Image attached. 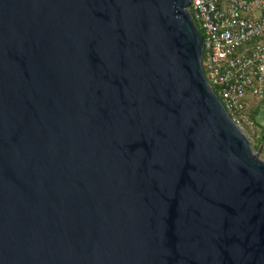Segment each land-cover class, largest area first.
Here are the masks:
<instances>
[{"label": "water", "instance_id": "1", "mask_svg": "<svg viewBox=\"0 0 264 264\" xmlns=\"http://www.w3.org/2000/svg\"><path fill=\"white\" fill-rule=\"evenodd\" d=\"M190 4L0 0V264H264V152Z\"/></svg>", "mask_w": 264, "mask_h": 264}, {"label": "built area", "instance_id": "2", "mask_svg": "<svg viewBox=\"0 0 264 264\" xmlns=\"http://www.w3.org/2000/svg\"><path fill=\"white\" fill-rule=\"evenodd\" d=\"M188 9L200 26L208 83L246 133L254 126L246 109L264 97V0H191Z\"/></svg>", "mask_w": 264, "mask_h": 264}, {"label": "trees", "instance_id": "3", "mask_svg": "<svg viewBox=\"0 0 264 264\" xmlns=\"http://www.w3.org/2000/svg\"><path fill=\"white\" fill-rule=\"evenodd\" d=\"M197 27L200 29V26L198 24V22H196ZM214 91L215 88H213ZM264 103V97L261 99H254L248 109H246V112L249 114L250 118L253 120L254 126L252 127V129L248 130L251 131V133H249L248 131H246V135L248 136L249 139H252V137H256V133L253 131L256 127H258L259 130V135H258V139L257 142L252 143V146L255 150H257L260 146H263L264 144V124H262L261 120L263 118V114L262 111L260 110V105Z\"/></svg>", "mask_w": 264, "mask_h": 264}, {"label": "rangeland", "instance_id": "4", "mask_svg": "<svg viewBox=\"0 0 264 264\" xmlns=\"http://www.w3.org/2000/svg\"><path fill=\"white\" fill-rule=\"evenodd\" d=\"M260 110L262 111V114H263V118H262V120H261V122H262V124H264V103H262L261 105H260ZM259 128L258 127H256L253 131L256 133V137H252V139H250V141L252 142V143H255V142H257V139H258V135H259ZM249 133H251V131H248ZM262 150H263V152H264V144H263V146H262ZM262 157V156H261Z\"/></svg>", "mask_w": 264, "mask_h": 264}]
</instances>
